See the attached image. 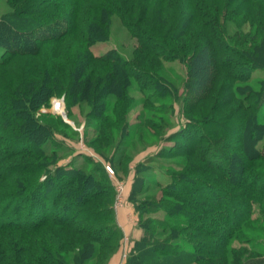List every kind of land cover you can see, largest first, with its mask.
Listing matches in <instances>:
<instances>
[{
	"label": "trees",
	"instance_id": "1",
	"mask_svg": "<svg viewBox=\"0 0 264 264\" xmlns=\"http://www.w3.org/2000/svg\"><path fill=\"white\" fill-rule=\"evenodd\" d=\"M7 3L11 10L0 16V67H7L0 73V183L8 185L0 191V264H107L115 253L122 231L108 172L99 174L94 161L85 171L35 160L45 157L52 133L32 110L68 90L69 103L96 99L90 117L109 121L132 80L149 91L145 100L183 102L185 120L160 137L171 144L158 156L182 161L165 172V183L149 174L150 164L133 166L128 199L140 235L125 264H264V80L259 89L250 83L252 70H264V41L239 48L230 42L239 31L231 35L220 23L248 19L260 30L264 0ZM112 14L137 39L136 63L115 49L92 52L107 39ZM173 60L186 67L183 95L159 71ZM107 97L113 106L96 102ZM227 133L234 142L228 155L218 146ZM22 154L35 159L5 164ZM152 188L159 193L148 197ZM233 239L243 246H230Z\"/></svg>",
	"mask_w": 264,
	"mask_h": 264
},
{
	"label": "rangeland",
	"instance_id": "2",
	"mask_svg": "<svg viewBox=\"0 0 264 264\" xmlns=\"http://www.w3.org/2000/svg\"><path fill=\"white\" fill-rule=\"evenodd\" d=\"M10 10L7 0H0V16L7 14ZM220 23L224 24L226 32L231 35H234L236 30L239 31L238 37L240 38L234 37L233 40H230L231 44L237 47L245 45L249 51L254 44L264 41V23L260 30H257V25L251 26L248 19L244 21L239 18H223ZM107 32L106 40L96 42L92 46L93 54L100 55L109 49H115L125 59H133L135 63L139 60L135 58L137 39L123 25L117 14L110 16ZM6 68L4 65L1 66L0 73L5 74ZM159 71L177 88L180 95L185 93L183 86L186 83V67L184 64L176 60L163 61ZM261 80H264V70H252L250 83L254 88L259 89L258 83ZM5 82L0 75V88ZM1 91L3 89H0ZM66 91L68 90L50 96L46 102L35 106L32 110L34 117L50 128L52 133V136L42 144L45 157L35 159L22 154L5 164L10 162L24 163L25 160L32 161L35 159L47 163L48 167L68 165L88 171L93 169L94 161L98 162L103 170L99 169V174L106 173V165L112 168L113 174H109L107 171L109 174L107 177L110 178L113 185L119 181L123 182L129 176L128 174L126 176L124 169L126 171L130 167L129 173L131 175L133 166L137 162H142L145 165L150 164L154 170H149V174L164 183L167 180L166 171L180 169L182 163L180 157H159L158 152L161 145L171 144V141H161L160 137L170 134L183 124L185 119L178 109L184 106L183 102H179L180 100L161 102L154 101L153 98H146V101L145 97L151 96L149 91L147 88L143 92L138 90L136 83L132 80L124 95V102L115 104L116 109L107 110L109 121H99L89 115L93 105L97 104H94L96 99L92 100L90 104L78 100L69 103ZM107 96L110 95L107 94ZM56 100L61 102V111L55 107ZM101 101L109 102L113 106V100L108 97L107 99L101 98L99 101L97 99L96 102ZM104 112L101 113L102 117L106 116ZM99 123L101 128L98 129ZM125 123H128V125L126 124L128 131L126 135H121ZM229 133L218 144L221 149L223 147L226 149L223 150L226 155L229 154L227 145L233 146L234 144ZM258 147L262 151L264 150V138L258 143ZM120 155H123L124 158L122 157L118 163ZM85 156H90L93 160L87 162ZM4 190H8V185L0 183V191ZM159 190V188H152L148 197L159 193ZM3 204L4 201L0 203V206ZM8 236L9 239H15L19 233L8 232ZM239 244L243 246L242 242L239 243L237 239H233L229 245L237 248ZM244 246L250 249V244H244ZM119 248L121 249V247Z\"/></svg>",
	"mask_w": 264,
	"mask_h": 264
},
{
	"label": "crops",
	"instance_id": "3",
	"mask_svg": "<svg viewBox=\"0 0 264 264\" xmlns=\"http://www.w3.org/2000/svg\"><path fill=\"white\" fill-rule=\"evenodd\" d=\"M128 177L125 178L123 182H125L124 189V204L115 210V216L117 224L119 225L122 231V238L120 240V245L122 243L123 237H126V243L128 249L130 250L133 242L140 235V230L137 226L138 223V214L135 212L132 203L129 201L128 197L130 194V190L132 187V179L134 172L128 173ZM120 246H118L115 253L111 256L107 264H125V260L121 257Z\"/></svg>",
	"mask_w": 264,
	"mask_h": 264
},
{
	"label": "built area",
	"instance_id": "4",
	"mask_svg": "<svg viewBox=\"0 0 264 264\" xmlns=\"http://www.w3.org/2000/svg\"><path fill=\"white\" fill-rule=\"evenodd\" d=\"M105 168L109 172V174H113V170L110 166L106 165ZM124 189H125V184L122 181L117 182L114 184V190H115V197L113 201V207L116 210L117 208L121 207L124 204L125 198H124ZM120 253L121 257L125 260L129 249L126 243V237H123L122 243L120 245Z\"/></svg>",
	"mask_w": 264,
	"mask_h": 264
},
{
	"label": "bare ground",
	"instance_id": "5",
	"mask_svg": "<svg viewBox=\"0 0 264 264\" xmlns=\"http://www.w3.org/2000/svg\"><path fill=\"white\" fill-rule=\"evenodd\" d=\"M54 104H55L56 109L59 110V111H61V108H62L61 102L58 101V100H56Z\"/></svg>",
	"mask_w": 264,
	"mask_h": 264
}]
</instances>
